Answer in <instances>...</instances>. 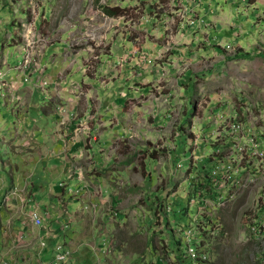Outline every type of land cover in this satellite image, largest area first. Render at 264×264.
Returning <instances> with one entry per match:
<instances>
[{
	"label": "rangeland",
	"instance_id": "1",
	"mask_svg": "<svg viewBox=\"0 0 264 264\" xmlns=\"http://www.w3.org/2000/svg\"><path fill=\"white\" fill-rule=\"evenodd\" d=\"M242 123L264 128V0H0V188L15 130L49 150L62 134L78 209L63 264H191L184 237L203 234V264H259L254 194L200 211L192 191ZM39 221L0 226V264H50Z\"/></svg>",
	"mask_w": 264,
	"mask_h": 264
},
{
	"label": "crops",
	"instance_id": "2",
	"mask_svg": "<svg viewBox=\"0 0 264 264\" xmlns=\"http://www.w3.org/2000/svg\"><path fill=\"white\" fill-rule=\"evenodd\" d=\"M14 133L15 137L12 139L13 142L11 140L10 145L14 144L12 146L14 148L12 156L14 158L13 164L16 163V166L11 164L14 170L7 176L10 179V184H3V187L0 188L2 204L0 210H3L0 213V226H11V229L23 227L30 231L31 228H34V225L30 222V216L35 212L42 219L43 225L39 233L46 244L56 246V244L63 243L62 240L73 242L68 239V237H71V232L60 229V226L68 228L65 225L66 222L73 216V211H78L72 204V201L75 200L66 197V193L62 188L60 189L62 186L59 187L61 180L69 179L70 169L66 166V155L64 153L67 144L62 139V134H60L61 139L57 134L59 145L54 147L53 150H49L39 142V133L36 127L29 129L19 127ZM6 147L9 148L10 146L7 145ZM47 171L56 173V179L52 180ZM53 182L56 183L57 188L53 186ZM63 184L64 186L68 184L71 187L75 185L71 180L63 182ZM65 189L69 190L70 187H64ZM62 195L65 196L62 197ZM60 197L62 198L58 201ZM23 206H28L29 210H24L21 215L23 218L19 216V219L16 220L14 218L16 209L19 210ZM20 234L21 232L18 233V235ZM21 237L28 239V243L30 237L31 239L34 238L25 234H22ZM50 251H52V248ZM44 252H47V250H44ZM52 254L48 258L49 260L53 257Z\"/></svg>",
	"mask_w": 264,
	"mask_h": 264
},
{
	"label": "built area",
	"instance_id": "3",
	"mask_svg": "<svg viewBox=\"0 0 264 264\" xmlns=\"http://www.w3.org/2000/svg\"><path fill=\"white\" fill-rule=\"evenodd\" d=\"M231 129L243 133L246 130L245 138L236 134L234 138L227 140V145L231 146L227 148V152L218 155L221 166L212 170L211 177L210 171L204 174L206 188L203 193L207 196L200 198L202 206L195 205L198 209L202 208L200 211L208 208L215 210L237 200L244 193H253L250 209L245 212L244 219L247 233L249 232L256 248V259L259 264H264V128L255 131L252 126L242 123L232 125ZM229 150L232 152H228ZM30 220L34 225L40 224L35 212L31 214ZM184 238V254L189 262L205 263L206 257L202 254L204 234L201 240L195 242L194 247L190 245L189 235ZM200 249L202 250L199 252ZM53 254L50 264H63L70 258L71 252L62 245H56Z\"/></svg>",
	"mask_w": 264,
	"mask_h": 264
},
{
	"label": "trees",
	"instance_id": "4",
	"mask_svg": "<svg viewBox=\"0 0 264 264\" xmlns=\"http://www.w3.org/2000/svg\"><path fill=\"white\" fill-rule=\"evenodd\" d=\"M248 1L251 2V0H248ZM124 9H125V7L120 8V7L114 6V7H103V8H101V11H102L103 14H105V16H108V17H123L125 15L124 14ZM244 58L248 59L246 56ZM152 156H153V154H152ZM175 162H177V160H175ZM201 167H202V165H201ZM207 171L205 173H207ZM205 188H206L205 183L204 182H199V184L197 186L192 188V191H194V197L193 198L207 196L206 193H202L201 192V190L205 189ZM190 197H192V194H191ZM179 208H180V210L182 211V214H183L184 213V206L181 205Z\"/></svg>",
	"mask_w": 264,
	"mask_h": 264
}]
</instances>
